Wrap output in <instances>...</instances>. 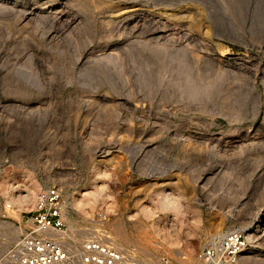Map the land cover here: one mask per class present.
I'll return each instance as SVG.
<instances>
[{
	"label": "rangeland",
	"instance_id": "374dc122",
	"mask_svg": "<svg viewBox=\"0 0 264 264\" xmlns=\"http://www.w3.org/2000/svg\"><path fill=\"white\" fill-rule=\"evenodd\" d=\"M52 184L70 229L264 264V0H0V255Z\"/></svg>",
	"mask_w": 264,
	"mask_h": 264
},
{
	"label": "built area",
	"instance_id": "2783aa9c",
	"mask_svg": "<svg viewBox=\"0 0 264 264\" xmlns=\"http://www.w3.org/2000/svg\"><path fill=\"white\" fill-rule=\"evenodd\" d=\"M65 211L58 185L40 190L30 216L18 215L15 226L20 232L2 251L0 264H173L166 254L142 253L134 245L117 243L107 229L104 213L93 215L80 232L65 224ZM247 244L244 231L224 232L197 257L205 264H237Z\"/></svg>",
	"mask_w": 264,
	"mask_h": 264
},
{
	"label": "bare ground",
	"instance_id": "6f19581e",
	"mask_svg": "<svg viewBox=\"0 0 264 264\" xmlns=\"http://www.w3.org/2000/svg\"><path fill=\"white\" fill-rule=\"evenodd\" d=\"M28 196V195H27ZM12 228V233H10L11 232V230H10V228H6L5 230H6V232H8V234H12V235H16V234H18L20 231H19V229L17 228V227H14V226H12V225H10ZM84 231V230H83ZM82 232V231H81ZM215 236V235H214ZM213 236V240L215 241L216 239H219L222 235H217V236H215L214 237ZM14 237V236H13Z\"/></svg>",
	"mask_w": 264,
	"mask_h": 264
}]
</instances>
